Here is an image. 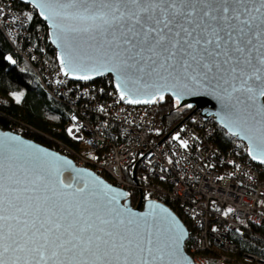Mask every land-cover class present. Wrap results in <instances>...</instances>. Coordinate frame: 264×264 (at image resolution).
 Returning <instances> with one entry per match:
<instances>
[{
  "label": "water",
  "instance_id": "water-1",
  "mask_svg": "<svg viewBox=\"0 0 264 264\" xmlns=\"http://www.w3.org/2000/svg\"><path fill=\"white\" fill-rule=\"evenodd\" d=\"M17 1L33 8L48 28L50 44L69 81L83 83L110 77L120 99L124 92L121 100L126 106L156 105L170 98L178 108L191 111L165 139L197 111L208 113L228 136L245 146L251 162L264 166L260 162L264 158V98L253 104L250 94L234 92L231 87L233 83L239 85L241 72L245 78L253 77L248 80L253 86L259 85L255 79L257 74L264 77V65H261V59H264V7L259 0H244L242 4L232 0L228 5L241 14V20H248V25L223 19L220 9L225 6L224 0H190L185 6V12L192 11V16L186 19L182 15L177 19L189 30L194 29L193 35L207 27L206 35L211 38L212 28L222 29L219 32L224 38L222 44L228 41L224 48L215 49L220 55L207 57V53H203L212 65V71L205 74L206 70L200 69L199 75L192 73L196 75L194 80L185 79L180 72L158 69L159 61L153 64L147 60L151 55L147 51L136 55L140 52L139 45L127 51L130 46L124 43L123 33L130 25L126 21L104 26L100 20L82 19L74 8L57 15L59 7H49L45 0ZM83 7L79 6L80 12ZM120 7L122 11H128L135 10L136 6L121 4ZM161 7L167 9L165 14L171 13L166 4ZM257 8L260 11H256ZM205 12L210 16H205ZM232 14L231 11L228 13L229 16ZM157 15H160L159 9ZM188 19L192 21L190 24ZM240 28L244 29L243 33ZM228 33H232L234 39H229ZM237 46L243 51L237 52ZM209 48L214 49V45ZM124 61L131 67L125 66ZM105 64L119 68V71L104 70L103 74L92 71ZM85 75H92V78H77ZM118 84L121 87H117ZM161 93L162 101L159 99ZM152 98L155 102H144ZM129 99L133 102H127ZM253 155L257 159H253ZM138 165L134 168L135 182ZM53 214L67 217V221L75 220L79 226H86V222L91 225L89 234L115 240L117 244L115 247L111 243L101 244L99 249L93 246L91 252L83 253L56 249V255L50 246L46 251L42 250L41 258V252L29 250L34 247L30 244L23 251L13 248L5 251L11 244L5 239L0 241V258L5 264H144V261L148 264H194L186 250L190 239L188 226L169 207L144 201L142 195L134 206L127 192L93 171L78 167L69 157L19 134L0 130V217H3L0 234L7 237L12 232L15 238L22 239L24 231L31 234L33 223L38 228ZM121 240L124 248L119 246Z\"/></svg>",
  "mask_w": 264,
  "mask_h": 264
},
{
  "label": "built area",
  "instance_id": "built-area-1",
  "mask_svg": "<svg viewBox=\"0 0 264 264\" xmlns=\"http://www.w3.org/2000/svg\"><path fill=\"white\" fill-rule=\"evenodd\" d=\"M30 19L31 13L12 0H0V27L15 55L26 61L48 95L70 106L65 131L78 149L59 145L55 151L108 177L131 201L142 195L189 223L194 242L187 252L194 264H264V256L248 255L244 263L232 255L237 252L235 237L256 233L262 239L264 234V166L244 158L237 139L226 151L220 147L222 129L208 113L197 111L165 139L171 131L158 104L124 105L110 77L69 81L44 44L46 33L37 29L40 44L27 31Z\"/></svg>",
  "mask_w": 264,
  "mask_h": 264
},
{
  "label": "snow or ice",
  "instance_id": "snow-or-ice-1",
  "mask_svg": "<svg viewBox=\"0 0 264 264\" xmlns=\"http://www.w3.org/2000/svg\"><path fill=\"white\" fill-rule=\"evenodd\" d=\"M231 2L232 0H224L225 6L220 9L224 14L223 19L225 21L234 19L241 24L248 25V20H241V14L236 9H230L228 5ZM235 2L242 4L244 0H235ZM259 2L261 7H264V0H259ZM189 3L190 0H63V2L62 0H45V4L49 7H59L60 11L57 12V15H60L68 8H74L77 9L82 19L92 20L93 22L100 20L104 26L114 25L117 21H126L130 25L127 31L123 33L125 37L124 43L130 46L126 49L127 51H131L132 48L139 45L140 52H137L136 55L147 51L151 53L147 60H151L153 64H157V61H159L158 69L180 72L185 79L194 80L196 75L200 74V69L206 70L205 74L212 71V65L208 63L207 57H211L214 54L220 55L221 53L215 52V49L224 48L228 41H224V44H222L224 38L219 34L222 29L212 28L211 38H208L206 35L207 27L201 33L193 35L194 29L189 30L188 27L180 23L177 17L183 15L187 19L193 14L192 11L185 12L184 10ZM121 4L134 5L136 7L135 10L122 11ZM164 4L168 6V9H171L170 14H165L167 9L161 7ZM80 5H84L82 12L79 11ZM158 9L160 15H157ZM230 11L233 13L231 16L228 15ZM256 11H260V9L257 8ZM204 15L210 16V13L205 12ZM211 19H216V17L211 16ZM191 22L190 19L187 20V23L190 24ZM208 27L211 26L209 25ZM239 31L243 33L244 29L240 28ZM227 35L229 39H234L232 33ZM209 45H214V49H210ZM235 50L237 52L243 51L239 46ZM203 53H207V57ZM123 63L125 66L131 67V65L127 64V61ZM261 65H264V59H261ZM104 70L119 71V68L114 69L105 64L99 68L92 69L94 73L98 74H103ZM153 71H157V68H153ZM232 72L235 74L236 69L233 68ZM192 73L196 75H192ZM77 78L91 79L92 75ZM238 78L240 80L239 85L237 86L235 83L231 85L234 92L240 91L250 94L249 99L253 104L264 98V77L259 74L255 76V79L259 82L258 86L249 84L248 80L253 79V77L245 78L243 72L239 74ZM117 87H121V85L118 84ZM124 95L122 91L121 99H124ZM159 99L161 101L164 99L162 93L159 94ZM127 102L132 103L133 100L129 99ZM136 102L140 101L137 100ZM144 102H155V98ZM177 102H179V96H177ZM262 110H264V106H262ZM253 159H257L256 155H253ZM260 162L264 164V158H261ZM60 183L62 184L63 182L60 181ZM69 215H71L70 212ZM0 219H3V217H0ZM66 221L67 217H57L53 214L48 216L46 221L42 222L38 228L33 223L30 230L31 234H29V231H24L21 234L22 239L15 238L13 233L9 232L7 237L0 234V241L5 239L11 241V244L5 247V251H8L9 248L23 251L27 245H33L34 247L29 250L41 252V258H43L42 250L46 251L50 246L53 248V255H56V249H63L66 252L79 250L83 253L91 252L93 246L99 249L101 244L107 245L111 243L113 247L117 244L115 240L108 241L94 233L89 234L91 225H87L86 222V226H79L75 220ZM24 223L27 225L28 222L24 221ZM119 246L121 248L125 247L122 240L119 242ZM0 264H5L4 259L0 258ZM144 264H148V262L144 261Z\"/></svg>",
  "mask_w": 264,
  "mask_h": 264
},
{
  "label": "trees",
  "instance_id": "trees-1",
  "mask_svg": "<svg viewBox=\"0 0 264 264\" xmlns=\"http://www.w3.org/2000/svg\"><path fill=\"white\" fill-rule=\"evenodd\" d=\"M12 1L19 10L31 13L27 31L34 32L32 38L34 40L37 38V42L42 43L37 30L40 28L42 32L46 33L44 44L50 53L55 55L56 52L49 41V30L37 12L17 0ZM36 50L40 52L39 47ZM158 107L160 116L169 131L179 125L191 112L178 108L170 98H167L164 103L159 102ZM69 112H71L70 106L53 99L44 91L26 61L15 55L11 41L0 27V130L19 134L53 150H58L59 145L77 150V144L65 131ZM221 132L224 139L220 138L217 143L226 151L228 144L232 143L233 139L223 130ZM241 147L244 150V158L249 159L245 146L241 144ZM106 179L110 181L108 177ZM132 204H138L137 198H132ZM174 210L176 211V209ZM187 226L190 231V239L186 243V250L194 242V230L189 223ZM260 234L262 239H259L256 233L235 237L237 252L232 254L233 257L240 261L246 259L248 255L264 256L261 251L264 247V234ZM245 259L244 263H246Z\"/></svg>",
  "mask_w": 264,
  "mask_h": 264
},
{
  "label": "rangeland",
  "instance_id": "rangeland-1",
  "mask_svg": "<svg viewBox=\"0 0 264 264\" xmlns=\"http://www.w3.org/2000/svg\"><path fill=\"white\" fill-rule=\"evenodd\" d=\"M174 137H175V139H177V138H178V133H176V134L174 135ZM135 197L137 198V202H139V201H138V197H139V196L136 195ZM135 197H134V198H135ZM195 235H196V234H195Z\"/></svg>",
  "mask_w": 264,
  "mask_h": 264
}]
</instances>
